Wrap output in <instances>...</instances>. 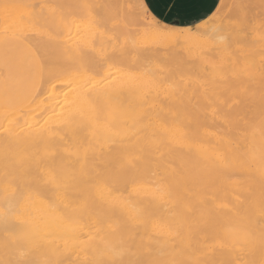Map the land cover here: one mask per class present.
Returning <instances> with one entry per match:
<instances>
[{"label": "bare ground", "instance_id": "obj_1", "mask_svg": "<svg viewBox=\"0 0 264 264\" xmlns=\"http://www.w3.org/2000/svg\"><path fill=\"white\" fill-rule=\"evenodd\" d=\"M40 1L0 0V35L42 57L50 92L0 110V264H264V178L247 135L264 101L217 98L234 91L221 70L253 66L224 38L230 23L150 25L135 39L128 0H114L118 33L101 0H59L80 8L69 20L65 7L66 22L54 21L63 6L51 14ZM244 3L232 17L264 0ZM95 23L116 35L91 33ZM63 31L74 34L57 44L66 66L50 68L44 51ZM232 115L240 141L238 124L226 127Z\"/></svg>", "mask_w": 264, "mask_h": 264}, {"label": "rangeland", "instance_id": "obj_2", "mask_svg": "<svg viewBox=\"0 0 264 264\" xmlns=\"http://www.w3.org/2000/svg\"><path fill=\"white\" fill-rule=\"evenodd\" d=\"M44 1L43 0L40 1L39 6L40 7L44 6L43 7L44 9L49 7L48 11L51 12V14H52V12L56 11L57 9L60 11V9L64 7L63 9H61L60 14L57 15V14H54L55 12L53 13V15H55V17L58 16L56 18V20H54V21H57V19H60L63 16H66L67 18L70 16L72 19L74 17L79 16L78 15L79 13H77L78 7H74L75 8L74 9L73 3H71V5L69 3L67 4V2H65L66 0L64 2H61L59 0H49V1L46 0V2H44ZM102 1L105 2L103 4L104 5L107 4L108 7H105L106 5L103 6V4L101 6L103 7V9L105 7L108 10L107 12L111 16V19H112V20L110 19V21H112L113 25L115 26V23H117V22L115 19V23H114V20H113L114 17L112 15L115 13V11L116 12L118 11V8H119L118 4L114 0H111V1L109 0L110 2L107 0H101V2ZM247 1L251 3V0H247ZM68 2H69V0H68ZM60 5L63 7H61ZM243 5H245L244 0H221L220 5H219L218 9L216 10V12L209 19H207L204 22H206L207 24L212 22L213 25H217V22H219V21H222L225 23L229 22L231 28L229 31H225L224 38L227 39L230 48L235 51L234 56L236 58H242V54L246 53V55L249 58H251V60H252L251 62L253 63L252 71H247L244 69L221 70L219 72L218 77L219 78L223 77L222 82L231 81V80L234 81V84H233L234 87L232 88V90H234V91L231 94L229 92L227 93V91L222 90L220 93H218L217 98H221V99L233 98L236 101H238L244 105L249 104V105L255 107V105L264 101V3L261 7L254 9L253 12L251 13V15H249V16L241 17V16L236 15V16L232 17L233 16L232 13H234L233 11H235L236 7L241 8V7H243ZM68 6H72V7L68 8V9H71L70 12L68 11L70 14L65 10L66 11V15H65L63 11H64V9H67L65 7H68ZM102 7H101V9H102ZM50 9H53V11ZM72 9H74L77 13V14H74L75 16L73 15L74 17L71 14V12L74 11ZM78 9H80V8H78ZM94 9L96 10V7ZM94 9H93V11L96 12ZM103 9L101 11L99 10L98 14L103 12ZM125 9L127 11H124V15H126V19H127L126 21L129 24V27H127V29L132 30L131 37L135 38V39H141L143 36V32L141 30H143L146 27H149L151 25V23L145 19L144 15H143V10L139 7V4L135 3L133 0H128L127 8H125ZM44 11H46V10H44ZM59 11H57V12L59 13ZM41 12H43V10ZM128 13L132 14L131 16H132V18L135 19V24H132L128 20ZM0 14H1V12H0ZM7 14L8 13H6V12L3 13V15H5V16ZM48 14L50 15V13H48ZM256 14H258V15H256ZM49 15H48V17H49ZM53 15L51 16L53 18L49 17L52 20L54 19ZM61 15H63V16L61 17ZM95 15H96V13H95ZM70 17H69V20H71ZM63 18H65V17H63ZM67 18H65V22L67 21L66 20ZM212 18L213 19L215 18V20H213ZM50 19H48V21H51ZM119 19H121V17H119ZM62 20H64V19H62ZM54 21H52V22H54ZM112 22L106 21L105 24L109 25V27H111L112 29H116V31L118 33L119 30L116 28V26H115V28L113 25L111 26ZM79 24L82 25V23H79ZM200 24L196 25V27L199 26ZM98 25H97V23L94 24V27H96L97 29L92 28L91 33H94V32L98 33L99 31H101V29L98 31L99 28H102V31H104V29L106 28L104 31L105 33L106 32L108 33L109 31H107V30L111 29V28H109V27L107 28L105 26L103 28V26L100 27V25L99 26ZM42 26L43 25H41V27L39 29L37 28L38 32H41L43 30L42 28H44L43 31H45L47 29H50L52 31V28L50 25H45L46 27H42ZM52 26H53V24H52ZM79 29L81 31L82 27H80ZM111 30H110V32H113V34L116 35V33H114L116 31L115 30L111 31ZM79 35H82V33H80ZM73 36H74V34H72L71 32H67V31H63L60 33H57V32L52 33L51 40H49L51 43V46L49 49L47 48L44 51V54L46 56L45 57L46 66H49L51 68V67H53V65L55 63L57 66L60 65L62 68H65L66 63H67V56H65L66 53H64L58 49L57 44L66 45L67 43L70 42V39ZM105 45H106L107 49H109L111 46L110 43L108 42V40H106V39H105ZM214 52L215 51H213V53ZM92 55H94V53ZM40 58L42 61V65L44 66L42 57H40ZM215 58L217 60L219 59V57L217 55H215ZM201 80L205 81L202 78V76H201ZM216 81H218V79H216L215 82ZM205 82L207 84L210 83L207 80ZM48 85H49V82H48ZM209 87H210V85L206 86V88H209ZM42 89H44L43 92H42ZM49 93H50L49 88L47 87V85L44 87V81L42 80L39 91L32 101H35V99L37 101H39L41 99L47 98ZM197 94H199V93H197ZM200 112L202 115H205V114L208 115V113H209V111L205 110L204 107H201ZM207 115H205V119L208 122L210 116L209 115L207 116ZM263 117H264V112H262V114H260L257 118H255V120L251 124L250 130L248 131L249 133L247 134L248 135V150H249V144H250L251 136L254 132L255 126ZM241 120H242L241 117H237V116L232 115V116H230V118H228L229 123L226 125V127H228L229 125H233L236 123L238 124L237 126H235V130H234V133L236 136L235 139L237 141H240L239 139L241 138L243 133H245L240 126ZM221 126L224 127L223 125H221ZM208 129H209V126H208ZM252 164H253V162H252ZM253 166H254V164H253ZM254 168H256V167L254 166ZM256 170H257V168H256ZM260 175L264 178V176L261 173H260ZM233 178L240 179V178H242V176L239 174H236V175H234ZM261 220H262V223L264 224V216L261 218Z\"/></svg>", "mask_w": 264, "mask_h": 264}, {"label": "crops", "instance_id": "obj_3", "mask_svg": "<svg viewBox=\"0 0 264 264\" xmlns=\"http://www.w3.org/2000/svg\"><path fill=\"white\" fill-rule=\"evenodd\" d=\"M149 13L173 27H192L209 19L221 0H142ZM42 82V63L24 41L0 35V110L15 111L30 103ZM250 158L264 176V117L255 126L249 144Z\"/></svg>", "mask_w": 264, "mask_h": 264}, {"label": "snow or ice", "instance_id": "obj_4", "mask_svg": "<svg viewBox=\"0 0 264 264\" xmlns=\"http://www.w3.org/2000/svg\"><path fill=\"white\" fill-rule=\"evenodd\" d=\"M139 7L143 10V15L146 20H148L152 26H154L158 31L160 32H167L168 28L164 27V22L160 19L159 16H156L155 14H152L149 16L150 6L145 4L139 5ZM196 25H193L192 30L194 31ZM204 36L205 39H208L209 37L206 34H201ZM219 39H223V37H219ZM55 86V85H53Z\"/></svg>", "mask_w": 264, "mask_h": 264}]
</instances>
